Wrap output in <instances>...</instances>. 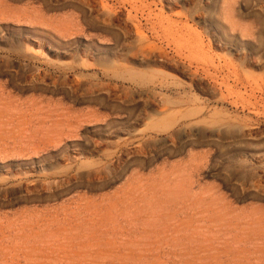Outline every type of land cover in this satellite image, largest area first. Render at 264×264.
<instances>
[{
    "label": "rangeland",
    "instance_id": "374dc122",
    "mask_svg": "<svg viewBox=\"0 0 264 264\" xmlns=\"http://www.w3.org/2000/svg\"><path fill=\"white\" fill-rule=\"evenodd\" d=\"M0 264H264V0H0Z\"/></svg>",
    "mask_w": 264,
    "mask_h": 264
}]
</instances>
